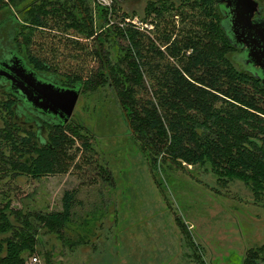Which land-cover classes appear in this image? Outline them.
<instances>
[{
	"label": "trees",
	"instance_id": "16d2710c",
	"mask_svg": "<svg viewBox=\"0 0 264 264\" xmlns=\"http://www.w3.org/2000/svg\"><path fill=\"white\" fill-rule=\"evenodd\" d=\"M24 1L0 0L1 24L8 28L2 52L9 49L31 69L57 84L79 86L82 94L107 86L151 167L160 156L203 166L218 184L240 180L255 194L264 192V84L237 62L239 49L222 24L219 2L149 1L143 17L150 18L141 17L153 23L147 31L120 25L129 12L118 2L109 12L95 0ZM20 100L4 86L1 181L77 172L87 164H97L103 180L111 178L105 164L93 163V134L83 120L41 116L34 129L18 121L25 113ZM10 191L0 195V264H26L43 245L40 227L63 236L76 189L63 192L59 210L46 211L11 206ZM43 256L48 263L50 250ZM238 264H264V244L247 248Z\"/></svg>",
	"mask_w": 264,
	"mask_h": 264
},
{
	"label": "rangeland",
	"instance_id": "374dc122",
	"mask_svg": "<svg viewBox=\"0 0 264 264\" xmlns=\"http://www.w3.org/2000/svg\"><path fill=\"white\" fill-rule=\"evenodd\" d=\"M118 6L129 12L126 17L134 11L144 18L145 0ZM3 19L0 11V53L8 47ZM3 83L8 84L0 78V98ZM114 100L107 86L80 93L71 114L92 131L93 163L97 158L105 164L110 179L99 176L97 164L40 178L0 179V195L3 188L11 190L10 205L23 209L59 210L63 192L76 189L78 202L63 236L40 227L43 245L26 261L36 255L34 264H238L247 248L264 244V192L255 194L240 180L218 184L203 166L163 162L160 156L151 167L146 149L128 136ZM27 113L18 121L28 119Z\"/></svg>",
	"mask_w": 264,
	"mask_h": 264
},
{
	"label": "water",
	"instance_id": "95a60500",
	"mask_svg": "<svg viewBox=\"0 0 264 264\" xmlns=\"http://www.w3.org/2000/svg\"><path fill=\"white\" fill-rule=\"evenodd\" d=\"M218 1H220L219 5L223 14L222 24L233 45L239 49L235 53L237 62L246 70L254 73L264 84V6L260 0ZM3 53L5 54L3 59L11 58L16 63L18 62L19 65L15 64L18 74L22 75L20 71H23L22 76L29 90L20 86L21 91L19 92L33 105L57 114L59 119L66 121L76 105L80 87L60 86L43 79L26 65L19 55L9 49L1 54ZM8 65V62L0 61V76L9 78L13 85V76L5 70ZM2 77L0 78L4 79ZM16 84L19 85L18 82Z\"/></svg>",
	"mask_w": 264,
	"mask_h": 264
},
{
	"label": "flooded vegetation",
	"instance_id": "af4514ba",
	"mask_svg": "<svg viewBox=\"0 0 264 264\" xmlns=\"http://www.w3.org/2000/svg\"><path fill=\"white\" fill-rule=\"evenodd\" d=\"M131 2V3H133V2H136V0H113V2H118V3H124V2ZM138 1V0H137ZM140 1V0H139ZM149 1H161V0H145V6H146V4L149 2ZM163 1H165V0H163ZM216 2H220V1H218V0H216ZM145 6H144V8H145ZM263 15H264V9H263ZM5 54L3 53V54H0V61H2V60H4L5 62H8V66H6L5 67V70H7L12 76H13V78H14V83H13V85H12V83H11V80L9 79V78H4V77H2V76H0V77H2V78H4V79H2L4 82H6V83H8L7 85H5L4 83V85H5V88L6 89H8V90H12L13 92H14V94H16L17 95V97L19 98V99H21L20 101L23 103V105H24V107H25V111H28V113H27V117H28V119L25 117V119H24V121L27 123V124H30L31 126L34 124L35 126H36V128L38 129L41 125H40V117L41 116H46V117H48V118H51V119H55V118H57V119H59V117H58V115L57 114H53L52 112H48V111H45V110H43V109H41V108H38L37 106H35V105H33L32 103H30L26 98H25V96L24 95H22V93L21 92H19V91H21V87L23 86L24 87V89L25 90H29V87L25 84V82H24V76H22L23 75V71H20L21 69L19 68V71L22 73V75L21 74H18V72L16 71L17 70V67H16V65H19L18 64V62L16 63L14 60H12L11 58H4L3 59V56H4ZM2 57V58H1ZM16 64V65H15ZM35 71V70H34ZM35 73L39 76V77H41V78H43V79H46V80H49V81H51V82H54L55 84H57L56 82H55V80L54 79H52V78H49V77H47L46 75H43V74H41V73H39V72H37V71H35ZM20 75V76H19ZM3 76H5V75H3ZM6 77V76H5ZM18 82V84L19 85H17L16 83ZM57 85H60V84H57ZM21 86V87H20ZM60 86H64V85H60ZM68 86H71V85H68ZM23 91V90H22ZM30 112H32V113H30ZM24 115H25V113H24ZM26 116V115H25ZM72 116V115H71ZM70 116V117H71ZM69 117V118H70ZM68 118V119H69Z\"/></svg>",
	"mask_w": 264,
	"mask_h": 264
},
{
	"label": "built area",
	"instance_id": "2783aa9c",
	"mask_svg": "<svg viewBox=\"0 0 264 264\" xmlns=\"http://www.w3.org/2000/svg\"><path fill=\"white\" fill-rule=\"evenodd\" d=\"M95 2L102 6H105L109 12L112 9L113 3H114L113 0H95ZM118 23L120 25H123L125 23H130V24L137 26L138 28H141L147 31L153 28L152 22L148 20H144L142 18H138L137 16L124 17L123 19L118 20ZM38 261H39L38 257L36 255H33L31 256L30 260L26 261V264H34V263H37Z\"/></svg>",
	"mask_w": 264,
	"mask_h": 264
}]
</instances>
